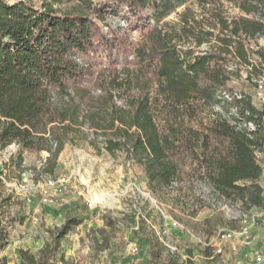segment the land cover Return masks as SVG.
<instances>
[{
  "label": "trees",
  "instance_id": "16d2710c",
  "mask_svg": "<svg viewBox=\"0 0 264 264\" xmlns=\"http://www.w3.org/2000/svg\"><path fill=\"white\" fill-rule=\"evenodd\" d=\"M226 4L241 14L230 16ZM181 6L179 24L168 22ZM263 7L264 0H0V155L16 144L21 166L22 152L45 151L54 171L66 143L88 127L95 146L101 134L105 149L126 152L155 189L196 177L217 198L264 208V103L245 92L222 98L233 89L231 63L255 89L264 76ZM117 15L141 31L137 41L130 31L104 33L100 22ZM81 222L67 216L48 229L38 254L20 250L22 259L57 264L62 241ZM138 242L153 264H168L149 234Z\"/></svg>",
  "mask_w": 264,
  "mask_h": 264
},
{
  "label": "rangeland",
  "instance_id": "374dc122",
  "mask_svg": "<svg viewBox=\"0 0 264 264\" xmlns=\"http://www.w3.org/2000/svg\"><path fill=\"white\" fill-rule=\"evenodd\" d=\"M184 7H179L166 20L179 24V12ZM225 7L230 16L241 14L233 5ZM118 18V15L110 16L106 22H100L104 33L112 36L115 31H130L127 32L130 38L137 41L141 31L130 30ZM258 43L264 47V36L258 38ZM215 44L216 40L200 49ZM182 47L186 51L189 44ZM228 70L233 77L232 88L252 95L254 103L260 106L263 101L256 97L254 86L246 80V71L234 63ZM261 82L264 83V76L258 78V84ZM83 129V134L74 135L66 143L54 171L46 169L48 152H22L21 166L16 144L1 153L4 182L0 186V264H28L20 250L38 254L50 240L48 229L60 226L69 215L78 216L82 222L62 241L57 264L67 261L69 264H153L149 247L138 242L147 234L156 244L161 262L168 264H256L254 251L264 253V208L246 209L241 203L217 198L209 185L196 177L187 176L185 181H175L169 188L155 189L149 185L144 168L130 160L126 152H108L101 134L100 144L95 146L92 143L97 135L95 131ZM260 158L264 161L263 156ZM49 179L57 185L49 187ZM260 183L264 188V176ZM46 193L50 194L52 203L42 201ZM89 202L95 204L94 208H89ZM243 214L254 216L256 223L250 229L248 244L238 238V249L232 252L231 244L220 241L217 234L221 229L238 230ZM140 218L146 221L143 228ZM169 219L181 223L183 229L168 227ZM163 229L167 234L163 235ZM135 243L138 251L133 253ZM217 246L225 250L224 255H215Z\"/></svg>",
  "mask_w": 264,
  "mask_h": 264
},
{
  "label": "built area",
  "instance_id": "2783aa9c",
  "mask_svg": "<svg viewBox=\"0 0 264 264\" xmlns=\"http://www.w3.org/2000/svg\"><path fill=\"white\" fill-rule=\"evenodd\" d=\"M259 18H261V20L264 22V7H263V12L261 14H259ZM120 20V23L123 26H126L127 23L124 19L122 18H118ZM256 92V97L259 98L260 100L263 101L264 103V83H259L257 88L255 89ZM243 97V93L242 91L236 90V89H232V90H224L222 93V98L227 100V101H232V100H236V99H241ZM218 110L221 109V107H217ZM247 128L249 130H253L255 129V125L253 124V122H249L247 125ZM2 179H4V177L2 176ZM48 186L49 187H55L57 185V182L53 179H49L48 180ZM42 201L46 204L52 203L53 199H51L50 194L46 193L45 197L42 199ZM94 203L93 202H89L88 206L89 208H94ZM161 213L163 214V217H165L163 211H161ZM165 219L167 220V218L165 217ZM241 227L238 230H232V229H221L219 230L218 234H217V238L222 241V242H229L230 245V250L232 252L236 251L238 249V245L236 243V240L238 238L242 239L246 244H248V239L250 237V229L252 227V225L254 223H256V218L254 216H248L247 214H243L241 217ZM262 223L264 225V218L262 219ZM168 227H173L175 229H183V225H181V223H179L178 221L174 220V219H169V225ZM166 225V229L168 228ZM163 229L162 233L163 235L167 234V230ZM205 245L209 246L210 244H206ZM169 247L170 244H168ZM172 248V247H171ZM132 251L133 253H136L138 251V247L135 244L132 245ZM225 254V250L222 247H216L215 249V255H224ZM254 260L256 262V264H263L264 263V253L256 250L254 251Z\"/></svg>",
  "mask_w": 264,
  "mask_h": 264
}]
</instances>
